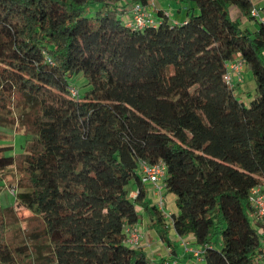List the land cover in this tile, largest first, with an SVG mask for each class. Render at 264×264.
Returning a JSON list of instances; mask_svg holds the SVG:
<instances>
[{
    "label": "trees",
    "instance_id": "16d2710c",
    "mask_svg": "<svg viewBox=\"0 0 264 264\" xmlns=\"http://www.w3.org/2000/svg\"><path fill=\"white\" fill-rule=\"evenodd\" d=\"M147 1L0 0V124L17 110L26 131L11 186L16 206L43 223L18 241L16 211L0 203V264H149L126 241L142 216L170 253L173 228L202 247V264L254 263L261 246L249 190L264 179V20L251 14L252 0H177L183 20L153 6L157 25L127 27V7ZM236 57L254 81L245 99L225 79ZM76 76L78 97L69 88ZM8 149L0 145V172L14 164ZM157 160L174 196L169 218L140 180V161Z\"/></svg>",
    "mask_w": 264,
    "mask_h": 264
},
{
    "label": "built area",
    "instance_id": "2783aa9c",
    "mask_svg": "<svg viewBox=\"0 0 264 264\" xmlns=\"http://www.w3.org/2000/svg\"><path fill=\"white\" fill-rule=\"evenodd\" d=\"M148 4L141 2H135L130 4L124 15L123 20L125 25L131 29H140L147 25H157L159 19L155 17L153 11V0H148ZM259 7H253L251 14L254 16L259 15ZM166 13V12H165ZM168 14V13H166ZM244 66L243 61L240 58L228 60L225 63V79L232 83V79L236 77L240 78V72ZM235 73H237L235 75ZM70 92L72 96H79V89L76 85H70ZM139 175L140 180L145 185H150L154 191V202L156 205L165 210L164 204V184L163 179L165 176V164L162 160H157L152 163L146 161H140L139 163ZM249 200L251 201L255 213L254 218L258 222V232L260 241V251L255 257L253 264H264V179L261 183L252 186L249 190ZM169 218V214L167 213ZM169 223L171 221L169 219ZM126 241L130 245H138L140 242V234L138 230L133 227H126ZM180 246L190 254L189 264H202L203 249L201 246L194 244L188 236H178ZM149 264H177L175 258H167L160 261H151Z\"/></svg>",
    "mask_w": 264,
    "mask_h": 264
},
{
    "label": "rangeland",
    "instance_id": "374dc122",
    "mask_svg": "<svg viewBox=\"0 0 264 264\" xmlns=\"http://www.w3.org/2000/svg\"><path fill=\"white\" fill-rule=\"evenodd\" d=\"M255 2L259 0H254ZM154 6L157 8L163 9L166 13H168V17L171 18V12L174 14V18L181 19L183 15L177 16L178 12H176L177 8L180 5V2L177 0H153ZM94 6L91 7L93 10ZM155 17L158 18L156 11H154ZM231 16L234 17L235 13L232 11ZM176 19H173L175 21ZM240 25H244L243 22L239 21ZM244 27V26H241ZM242 71V70H241ZM237 73H235L236 75ZM241 74V72H240ZM82 78L79 76H76L74 79H72V83L77 85L78 87L82 83ZM235 93L237 94V91L235 90ZM13 120L6 122L4 125L0 124V145H8L10 146V149L5 151V154L13 155L15 158L14 164L11 165L10 168L4 169L0 172L1 178H2V188L0 191V203L4 206H12L17 214L18 220L17 223L13 225L14 228H16V233H18L17 239L20 241L21 239L28 238L26 236L27 232L29 230H38L42 231L43 229V223L40 219V217L33 212L30 208L23 207V206H16L15 200H14V192L15 188L13 186L16 185L17 177L19 176L17 165L21 162V152L23 150V145L26 138V131L25 127L22 124V118L21 115L18 113L17 110L13 111ZM13 185V186H11ZM130 195H132V190L130 192ZM165 202H166V210L169 211L174 208L175 204L173 201L172 196L170 193H166L165 195ZM13 233L11 230L9 233ZM43 232V231H42ZM35 243H46L47 238L44 236H40L37 240H34Z\"/></svg>",
    "mask_w": 264,
    "mask_h": 264
},
{
    "label": "crops",
    "instance_id": "0c3cea01",
    "mask_svg": "<svg viewBox=\"0 0 264 264\" xmlns=\"http://www.w3.org/2000/svg\"><path fill=\"white\" fill-rule=\"evenodd\" d=\"M252 1H253V5L255 7L261 8L262 6H264V0H259L257 2H255L254 0H252ZM232 11L235 13V16L232 18H236L239 21L243 22L244 25H241V26L247 27L251 30L254 29V21L246 19L235 7H232L230 9V13ZM259 11H260V9H259ZM176 12H178V11L176 10ZM170 15L173 16V17L169 18L170 21L173 19H176V18H174V14L172 12ZM180 15H183L181 17V19H179V20L176 19L175 21H181L184 19L183 11L178 12L177 16H180ZM257 17L259 19L264 20V12H261V13L259 12V15ZM232 83L236 85L235 90L237 91V95L243 99H245V97H246L245 96L246 92H252L254 89L253 78L251 76L249 69L245 65L242 68L239 80L236 77H234L232 79ZM130 185H131V189H132V195L131 196H134L137 192V186L135 183H132ZM145 186L148 189L147 198L150 199L151 202H154V191L152 190L150 185H145ZM163 193H164V204H165V208H166V202H165L166 192H163ZM170 195L172 196L173 201H174L173 194L170 193ZM139 210L142 211L141 209H139ZM175 211H176L175 206L173 209H171L169 211L166 210V212L168 214H171ZM146 223H147V218L145 216H142L139 219L138 223L135 225V228L138 230V232L140 234V242H139L138 246H140L141 248H143L145 250L147 256L149 257L150 262L151 261H160L163 259L173 257L177 260V264H189L190 254L180 246L178 235L175 233L173 228L170 229V237L173 239V241L177 245L176 254L169 252V248L163 242H161L159 240V237L157 236L156 232L153 229H149L147 227ZM188 237L191 239L192 236L188 235Z\"/></svg>",
    "mask_w": 264,
    "mask_h": 264
}]
</instances>
